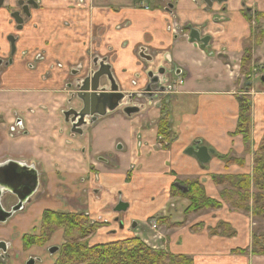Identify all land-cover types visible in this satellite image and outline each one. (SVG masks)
<instances>
[{
    "label": "crops",
    "instance_id": "obj_1",
    "mask_svg": "<svg viewBox=\"0 0 264 264\" xmlns=\"http://www.w3.org/2000/svg\"><path fill=\"white\" fill-rule=\"evenodd\" d=\"M41 4L43 15L25 27L20 55L0 76V164L35 169L42 187L60 199L34 200L0 224L11 234L0 238L9 253L15 251L12 238L30 235L33 227L38 230L44 212H58L64 203L67 209L59 213H80L102 223L88 238L89 246L137 237L192 264H264V256L252 254L253 238L263 236L264 228L223 201L228 185L213 182L214 177L251 176L253 155L264 135V98L251 96L253 89L247 84L244 88L240 72L252 37L244 9L264 13V0H226L211 7L203 0H94L90 16L72 12L64 0ZM167 6H172L170 13ZM173 22L209 37L207 48L202 50L186 36L175 37L169 31ZM143 50L147 56H142ZM23 51L28 52L24 59ZM38 51L45 53L42 63L34 59ZM93 52L109 67L122 96L144 91L146 72L157 67L176 69L169 78L175 87L162 106L146 107L135 117L126 116L120 104L118 109L109 107L82 137H72L62 114L78 102L68 101L67 83L71 67H88ZM54 63L60 67L52 68ZM85 76L82 71L73 75L75 82ZM242 96L251 97L247 151L243 137L236 135ZM162 115L170 124V141L165 143L156 132ZM17 121L21 127H16ZM196 147L212 152L207 164L185 153ZM191 182H198L206 199L219 207L186 215L190 202L183 194ZM119 198L129 206L123 218L113 213ZM11 203L3 200L2 205ZM116 218L123 222L122 229L134 220L136 231L116 234ZM154 220L164 237L156 244L143 238L153 234L148 225ZM220 226L234 235L223 236ZM53 236L62 241L61 231Z\"/></svg>",
    "mask_w": 264,
    "mask_h": 264
},
{
    "label": "flooded vegetation",
    "instance_id": "obj_2",
    "mask_svg": "<svg viewBox=\"0 0 264 264\" xmlns=\"http://www.w3.org/2000/svg\"><path fill=\"white\" fill-rule=\"evenodd\" d=\"M64 3L68 4V8L71 9L72 12L77 11L86 14L88 16L91 15L92 8L94 6V0H64ZM142 8L145 11L149 10L147 6H143ZM43 13H44V8L41 4V0H0V76L3 74V69L12 66L15 61V58L18 55H20L19 44L22 40L21 33L24 32L25 27L30 26L33 20L34 22L36 21L35 17L42 16ZM244 16L246 17L248 25L252 31V37L250 39V42L256 40L258 41V43L259 42L261 43V40L264 39V13H259L254 8L252 9L246 8L244 9ZM62 25L65 28L69 27L68 20L63 21ZM173 29L175 30V32H173ZM188 30H189L188 27L181 26L175 22L171 23L169 28V31L175 37L186 36V38L189 40ZM141 54L143 57L144 55L147 56L144 50L142 51ZM27 55L28 52L23 51L21 53V58L24 59ZM44 58H45V53L43 51H38L37 55L34 56L35 61L39 63H42ZM88 61H89L88 67H85L83 65H79L77 67H71V71L73 73L70 74L69 76L70 81H68L67 83V85L69 86L68 90L71 91L68 94L69 96L68 101L70 103H73L74 99L77 98V93H78L77 84H79L80 81L77 80L75 82L74 80L75 77H73V75L76 76L77 74H79L80 71H82L83 74L86 75L85 78H88L89 76L91 77L94 72H103L109 74V77L112 78L110 76L109 67L103 65L101 58H99L98 56V53L96 52L90 53L88 56ZM59 67L60 65L57 63H54L52 66V68L55 69ZM106 67H108V69ZM166 70L167 71L161 69L163 74H165L166 72L169 73V74L166 73V77H165L166 79H168V82L162 81L161 79V84L163 86L166 85L165 89L163 90L160 89L161 88L160 86L162 85H157V86H152L151 91L149 92H145L144 89V91H140L135 94H126L122 96L121 94H118L119 92L115 90L114 88L115 86H113V84H112L113 89H110V87L108 88V84L104 83L103 85L100 84L99 90L101 95L98 97L97 100L93 101L94 103H92L90 99H87L86 101L87 105L84 108L83 103L79 99H76V101L78 102L77 105H72V107L69 110L63 112L62 114L65 123L69 124L72 118L75 117V120H78L76 121L77 125L79 123L81 124L77 129L76 127L74 126L72 127L69 124L71 136L76 138L82 137L84 135V131L86 130V128L91 127V124L97 119V117L101 116L102 111L103 113H105L109 107H113L114 94L120 97L116 99H117V104L118 105L120 104L121 107L117 105L116 109L120 107L123 110L125 109L134 110V113H130V112L126 114L124 113L128 117L139 116L140 114H142V112L145 110L146 107L151 108L156 104H160L162 106V102L168 100L165 95H168L171 92V90L175 87V85L169 83V78L173 76L174 70L176 69L170 67ZM262 71L264 73V68L262 69ZM261 82L264 83V77L261 78ZM148 84L149 81L147 82V85ZM163 86L162 88H164ZM143 99H145L146 101L145 105L140 103L142 101L145 102ZM72 112H76V116H73ZM18 126L21 127L19 121L16 122V127ZM158 126H159V122L156 127L157 135H158ZM77 130H81V132ZM33 171H35V169H32L25 165L21 166L20 164L18 165L17 168L12 169L10 178H5L6 183L3 185L5 192H3L2 202L3 200L13 201V203L9 204L6 208L3 207L5 210H10V208H12L17 204L18 200H27L25 205L22 206V210L18 212V213H22L25 210V206L29 205L34 200L57 202L60 199L59 196H56L54 194L51 196L47 193L45 188H43L41 185V180L39 179L38 172L35 171L36 172L35 173ZM98 189H100V187H98ZM117 203H118V199H117ZM47 212L54 214H61L55 211L53 212L47 211ZM117 216H119V214H117ZM39 228L38 230H35L37 228L33 227L32 228L33 230L30 232V235L27 236H34V234L39 232ZM32 247H38V246H31L29 248ZM43 247L44 246H42L41 248ZM6 248H7L6 253L2 254L0 257V264H7L6 262L11 261L9 246H6ZM51 248L53 247L47 248L46 252L49 253L48 251ZM1 249L2 248H0V251ZM27 260L28 262H32V264L38 263V260H36V255L33 258H29Z\"/></svg>",
    "mask_w": 264,
    "mask_h": 264
},
{
    "label": "trees",
    "instance_id": "obj_3",
    "mask_svg": "<svg viewBox=\"0 0 264 264\" xmlns=\"http://www.w3.org/2000/svg\"><path fill=\"white\" fill-rule=\"evenodd\" d=\"M248 54V50H246L241 61L240 72L242 75L249 74L250 57ZM246 97L242 96L239 99L236 135L243 137L247 151L250 146L251 108L250 101ZM169 131V118L166 115H162L158 126V136L162 138V142L170 141ZM232 161L234 160L229 162ZM213 182L215 185L225 184V186H229L230 190L224 191L222 198L226 204L236 211H249L248 208L242 206V203L248 202L249 191L253 190V216L264 220V135L253 155L251 177H214ZM185 189L183 196L190 202L189 207L184 212L186 215L197 213L204 209H217L219 207V204L206 199L204 189L198 182L187 184ZM174 191L176 192V190ZM236 199L239 202H235ZM102 227L99 223L91 222L84 214L64 215L44 212L40 222L38 237L25 236L23 244L26 248L31 246L42 247L46 238L57 231H61L64 244L59 248L58 258L54 264H192V261L185 257L173 256L163 250H153L136 237L109 244L89 246L88 238ZM222 235L232 237L234 232L229 230ZM252 254L264 256V236L253 238Z\"/></svg>",
    "mask_w": 264,
    "mask_h": 264
},
{
    "label": "water",
    "instance_id": "obj_4",
    "mask_svg": "<svg viewBox=\"0 0 264 264\" xmlns=\"http://www.w3.org/2000/svg\"><path fill=\"white\" fill-rule=\"evenodd\" d=\"M203 1L206 4V6L211 7L212 3L220 4L226 0H203ZM171 8H172V6H168L166 11L169 13ZM188 29H189L188 30V38H189L190 43L198 44L202 50L206 49L208 42H209V37H207V36L201 37L199 31L196 29H193L191 26H189ZM148 63H149V65H154L155 61L151 60V58H150ZM106 68L108 69V67H106ZM161 69L162 70L164 69V71H167L166 68H164V67H157L155 69H151L148 72H146V77H147V80L149 81V84L145 88V92L151 91L152 86L162 85L161 79H162V81L168 82V79L165 78L166 73H168V72L163 74ZM101 82H105L106 84H108V88L110 87V89H113V86H112L113 79L109 77V74H106L103 72H94L91 77L89 76L88 78L81 80V82L79 81V84H77L78 85L77 99H79L83 103L84 108L87 105V103H86L87 99H90L92 101V103H94L93 101L97 100L98 97L101 95L100 90H99ZM162 86H160L161 87L160 89H162V90L165 89V85L163 86L164 88H162ZM102 95H104V94H102ZM116 98H120V97L118 95L114 94L113 104H114L115 108H117V105H118ZM128 112L134 113V110H129V109L123 110V113H125V114ZM72 113H73V116H76V112H72ZM102 113H103V111H102ZM76 121H78V120H75V117H74L69 122V124H70V126H72V127L74 126L77 129L79 127V125H81V124L79 123L77 125ZM77 131L81 132V130H77ZM185 153L187 155H190V156H193L194 158H196V160L201 165L207 164L209 161V158H210V154H212V152L209 151L205 147L189 148L186 150ZM18 165L19 164L15 163V162H6L4 164H0V224H4L14 214L20 212L22 210V206L25 205V203L27 201V200H18L17 204L15 206H13L12 208H10V210H5L2 206L3 192H5L3 185L6 183L5 178H10L12 169L17 168ZM33 172H35V171H33ZM128 207H129L128 204L123 203L122 200L119 198L117 205L113 209V213L114 214L126 213ZM117 221H119V220L115 219V222H117ZM119 226H120V230H121L123 227V224L120 221H119ZM131 229H136L135 223L132 224ZM0 245H1L0 248H2L0 251V257H1L2 254L6 253V249H7L6 246L8 244H6L4 242H0ZM58 251H59L58 247H53L48 252H49V255H55L58 253ZM28 264H32V262H28Z\"/></svg>",
    "mask_w": 264,
    "mask_h": 264
},
{
    "label": "rangeland",
    "instance_id": "obj_5",
    "mask_svg": "<svg viewBox=\"0 0 264 264\" xmlns=\"http://www.w3.org/2000/svg\"><path fill=\"white\" fill-rule=\"evenodd\" d=\"M247 50H248V55L250 57V62H249V65H248V72L249 74L247 75H243L244 77V88H247L246 84L247 83H250L251 84V88L253 89V94L251 96H255V95H258V94H261V95H258V96H261L262 98H264V83L261 82V78L264 77V73L262 71V69L264 68V39L261 40V43L256 40L254 41H251L250 44L248 45L247 47ZM253 70V71H252ZM251 93V91H250ZM246 94V92H245ZM246 98L249 99V101L251 100V97L250 96H247ZM252 176V175H251ZM250 176V177H251ZM230 190V189H229ZM243 194V193H241ZM254 195V192L253 190H250L249 191V200L248 202L246 203H242V206H244L245 208H248L249 211H247L246 213L247 214H250L253 218V212H252V196ZM264 196V194H263ZM235 202H239L238 199L235 200ZM61 205H63L62 207H57L56 210L59 211H66L67 209V204H64V203H61ZM45 207V206H41L40 207V210L38 211V214L41 213V210L42 208ZM244 213V212H243ZM125 214H119L121 218L125 217ZM36 221V220H35ZM39 221V220H38ZM254 222L257 223L258 225V228L261 230L264 228V220L257 217V218H254ZM121 223H123L121 221ZM136 223L134 220L131 221V226L132 224ZM131 226L128 228V229H121L116 231V234H119L120 232H124L125 230L133 233L136 231V229H131ZM149 226V225H148ZM219 228H222L221 230V233L222 234H226L229 229L227 230L225 228V226H220ZM0 228V238H7L9 239L10 237V233L7 229H2ZM226 231H223L225 230ZM114 231V230H113ZM116 234L114 235H107V237L109 238H112V237H115ZM39 233H36L34 236L38 237ZM54 235V234H53ZM51 235L50 237L46 238L45 241H44V247L41 248V247H32V248H29V249H26V253L23 252V254L21 252H19V247H20V239L22 236L25 237V235H18L16 236L15 238H12L10 241L11 243L13 244V248L15 249V251L13 252V254L11 255L10 254V258H11V261L10 262H6L7 264H27L29 258H33L35 255H36V260H38V263L36 264H54L56 262V259L58 258V254H55V255H49V253L46 252L47 248H50V247H58V248H61V246L64 244V241H60V242H57L55 241L54 239V236ZM148 237H143L144 239H151L150 242H152V236L153 234H147ZM27 236V235H26ZM264 236V235H263ZM137 238V237H136ZM259 238V237H257ZM153 243V242H152ZM154 244V243H153ZM40 250V251H37V250Z\"/></svg>",
    "mask_w": 264,
    "mask_h": 264
},
{
    "label": "built area",
    "instance_id": "obj_6",
    "mask_svg": "<svg viewBox=\"0 0 264 264\" xmlns=\"http://www.w3.org/2000/svg\"><path fill=\"white\" fill-rule=\"evenodd\" d=\"M173 32H175V30L173 29ZM149 228L151 230V232L153 233L152 236V242L154 244L156 243H161L164 241V237L162 236V234L159 231V228L157 226V222L156 221H151L149 224ZM149 241H145V245H147L148 247H150L153 250H163L162 249V245L156 246V245H151L150 243H148Z\"/></svg>",
    "mask_w": 264,
    "mask_h": 264
}]
</instances>
